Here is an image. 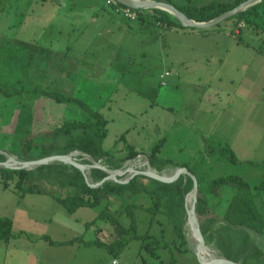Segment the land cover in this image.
Wrapping results in <instances>:
<instances>
[{"label": "rangeland", "instance_id": "rangeland-1", "mask_svg": "<svg viewBox=\"0 0 264 264\" xmlns=\"http://www.w3.org/2000/svg\"><path fill=\"white\" fill-rule=\"evenodd\" d=\"M31 1L34 10L28 13L26 11L31 3L25 7L26 0H0L1 154L20 157L18 154L21 144L28 136H33V143L36 145L46 143L51 141V137L45 136L44 131L59 126L66 120L85 119V111L76 104H55L43 93L55 90L85 102L104 115L108 123L102 148L114 159L125 156V148L146 154L157 146L158 159L167 160L171 166L186 167L193 172L212 212L220 218L227 210L235 190L230 186H222L218 195L207 194L208 183L217 177H241L253 190L261 187L259 193H253V199L257 211L264 217V58L257 55L260 47L264 50V32L261 29L245 24L242 29L243 42H239L234 33L237 25L243 21L237 24L235 19L225 20L219 25L221 28L216 34L210 28H188V34L178 37L174 44L167 35L166 43L171 42L170 51L167 50L168 57L165 58L159 48L149 44L144 47L149 46L150 51L154 50L155 53L144 57L139 52L142 45H137V54L132 58V63L112 64L103 74L96 69L102 68V61L96 66L98 56L95 58L92 51L98 47L93 46L87 55L89 61L72 72V80L64 81L60 78L54 81L49 74L55 71L46 69L50 65L48 62L42 65V70L32 71L26 68L28 57L31 56L25 49H21L19 42L27 35L32 36L39 31L37 25L66 24L68 26L65 28L61 27L65 33L73 22L47 12L39 14L42 10L35 6V0ZM171 1L176 5L187 3V0ZM189 1L191 4L204 6L209 3H231L234 0ZM37 10L41 11L38 13ZM255 11L261 15L256 17L252 12L251 18L264 27V2ZM26 13L31 15V19ZM37 14L43 19L35 23ZM25 18L28 20L24 21ZM140 23L135 22V30ZM75 25L79 26V23ZM230 25L235 27L232 33L224 29ZM148 28L156 36L159 35L160 28L155 24H150ZM90 29L97 30L94 26L89 27L81 40L82 44L88 41L87 36L93 34ZM45 31L48 36L56 33L48 28ZM201 33L207 36H200ZM68 40L66 37L55 39L52 50L65 54ZM122 46L125 47L124 44ZM199 48L203 51L207 49L208 53L203 54ZM72 58L73 53L70 52L63 58H56L53 65L68 68V62ZM32 59V66L39 69L41 63L35 57ZM180 59L184 62L180 63ZM121 66H126L124 82L114 79L122 77ZM70 67L73 68V65ZM166 71L170 73V77L167 86L161 87L159 75ZM42 81L44 83L40 85L39 82ZM217 89L218 96L213 101L202 97L203 91L213 93ZM4 91L10 95H6ZM216 94L217 92L214 96ZM223 147L231 150L236 158L235 163L222 155L223 151L220 149ZM146 162L147 157L139 156L130 160L127 167L144 170ZM81 163L86 164L83 161ZM131 172L128 170L126 176L120 179L129 178L128 174ZM1 184L0 216L4 214L5 199L8 197L15 201L16 196L6 194ZM150 186L151 184L148 187ZM130 203L142 206L141 209L133 208L136 232L144 235L146 228L149 230L148 227L151 226L149 234L154 239L148 237L147 245L149 248L155 247V250L159 248L161 255L158 259L163 264L171 261L175 264L198 263L192 254L179 252V244L175 243L176 236L166 216L162 213L153 216L147 210L151 206L149 198L139 195L132 198ZM124 206L117 211L122 225L131 222L132 207L125 208L128 210L125 211ZM103 209L104 206H99L93 211ZM77 213L82 212L77 210ZM207 227L212 229L210 225ZM128 235L129 233L126 236ZM219 236L222 237L221 232ZM259 239V248L264 252V230ZM153 240L157 243L153 242L152 246ZM217 243L225 252H229L221 239H217ZM136 244L137 242L135 248ZM204 245L213 246L209 241H204ZM232 252L234 250L230 248L229 254ZM145 257L158 264V259L151 258L146 253Z\"/></svg>", "mask_w": 264, "mask_h": 264}, {"label": "trees", "instance_id": "trees-1", "mask_svg": "<svg viewBox=\"0 0 264 264\" xmlns=\"http://www.w3.org/2000/svg\"><path fill=\"white\" fill-rule=\"evenodd\" d=\"M154 1L169 3L175 6L189 19L196 22H208L243 2V0H234L231 3H209L204 6H195L191 4L189 0L183 5H176L171 0ZM262 2H264V0L234 15L228 20L235 19L237 24L243 21L248 26L261 29V31L264 32V27L257 24L251 18L253 15L256 17L261 15L255 10ZM135 12L137 13V19L135 21L145 20L150 24H161L166 28L174 27L178 29H187L183 27L173 15L160 9H142L135 10ZM219 25L220 24L216 26ZM0 89L2 88L0 87ZM43 93L48 99L53 100L57 104H76L80 109L85 111L86 117L83 120H66L59 126L44 131L43 133L45 136L51 137V141L46 143L36 145L33 143V136H28V139L21 144V149L18 154L20 158L25 160H37L52 154H61L78 150L89 154L93 160L100 159L105 161L114 169L120 168L121 165L128 160H133L142 155L147 157V161L153 168L169 165L167 160H160L157 158V146L146 154L135 151L132 148H125V156L118 160L114 159L108 154V151L102 148L103 140L106 138L107 134L106 128L108 123L102 113L87 106L85 102L75 97H68L58 91L52 90ZM5 94L10 95L6 92ZM121 138H123V136ZM220 150L223 151L221 152L222 155L228 157L231 162H236L234 154L228 147H223ZM2 158L3 155H0V159ZM105 174L106 173L98 169H89V176L94 182L101 181ZM106 175L116 179L123 177V175ZM163 175L170 176L171 174L164 173ZM133 179L135 180L127 184L106 182L103 184L102 188L91 189L87 186L83 174L69 164L53 163L34 171L0 168V183H2L1 185L3 188L13 189L21 194H47L54 198L66 212L71 214L81 207L95 208L99 206L103 200L115 198L123 202V205H125L124 210L125 208L129 209L132 207L130 218L131 223H134L133 208L141 209L142 206L140 204L134 205L130 203L131 201L128 203V200L143 195L150 199L151 206L148 207L147 210L152 213L153 216L157 213H162L170 221L177 240L175 243L179 244V252L189 253L190 250L187 248L183 227L186 220V210L184 206L185 196L192 188L190 178L187 177L184 180L182 179L170 185L142 175H135ZM150 184L151 186L148 187ZM222 186H230L235 190V194L231 198L222 218L217 217L215 213L212 212L207 197L199 189L200 194L196 207V215L204 235L210 239L216 238V231L209 230L207 226L210 225L212 227L217 222H222L225 227L219 230L223 237V240H221L229 251L230 248L234 250V252L229 254V252H225L219 243H217L224 251L227 258L231 260L242 259L244 264H264V253L256 246L255 241H253V238L251 239L248 234V232H252L253 235L258 237L264 230V217L257 211L253 199V193H259L258 191L261 190V187H255L253 190L241 177L224 176L211 180L207 185L206 193L218 195L219 189ZM99 218L109 221L118 232L126 231V229H124L125 227L120 223L117 214H113L108 205L100 211ZM204 227L208 229L206 230ZM11 228V219L0 216V241H8L12 237ZM135 237L139 238L136 233ZM42 239L50 245H70L79 241V238H75L65 243H57L52 241L48 236H43ZM124 242L125 241L122 240V242H118L117 245L120 247ZM153 242L157 243V241H151L152 246L154 244ZM115 244L116 241L112 243V245ZM144 246H146V251L151 256H159L156 253L155 247L149 248L147 242Z\"/></svg>", "mask_w": 264, "mask_h": 264}, {"label": "crops", "instance_id": "crops-1", "mask_svg": "<svg viewBox=\"0 0 264 264\" xmlns=\"http://www.w3.org/2000/svg\"><path fill=\"white\" fill-rule=\"evenodd\" d=\"M34 2L35 6L42 10H37L38 13L41 11L39 14L47 12L54 17L62 16L66 21L73 22V24L69 26L68 32L65 33L61 27L65 28L68 26L66 24L56 25L54 23V25L40 27L37 25L36 27H38V29L40 28L39 31H36L32 36L27 35L19 42L21 49H25L27 54L31 56L28 57L29 62H26V68L32 71L42 70V65L48 62L50 65L47 66L46 69L55 71L49 74L54 81L60 78H63L64 81H67V79L72 80L74 78L72 72L75 70L77 71L79 66L82 68L83 65L87 64L89 61L87 55H89L91 47L93 46L98 47L94 48L92 51V55L95 58L98 56L95 60L96 66H98L100 60L102 61L100 63L102 68L97 67L96 69L102 71L103 74L112 64L116 63L122 65L123 63V65H127L132 63V58L137 54V45H142L139 52L140 55L144 57L148 54L155 53L154 50L152 52L150 51L149 46L144 47V45L149 44L159 48L166 58L169 54L167 50L170 51L169 45L171 44V42L167 44L165 41L167 35H169L171 41L173 40L174 44L177 42L178 37L188 34V31H186L188 28H166L161 24H157L156 26L160 28V31H158L159 35L156 36V34L152 33L153 31L148 28L150 23L145 20H137V22L141 23L137 25V29L135 30L136 21H126L119 15H116L112 8L106 5V0H35ZM29 3H31V5L26 12L31 13L34 10L32 9L33 3L31 0H26L25 7ZM178 5H183V3ZM29 16L31 19V15L27 14V17ZM36 18L37 19L34 20L35 23L38 22L39 19H43V17L41 15L38 16V14ZM27 20L28 19L25 18L24 21ZM75 23H79V26L75 25ZM93 26L96 27L97 30L90 29L93 34L87 36L88 41L82 44L81 40H83L85 32L89 27L92 28ZM220 26H215L210 29L216 34L219 32L217 30L221 28ZM233 26L234 25H230V27L226 26L224 29L232 33V30L235 28ZM47 28L52 29L53 33L56 32L55 35H50L51 37L48 36V33L45 31ZM242 29L238 35H235L239 39V42H243ZM110 36H112V38ZM200 36L207 35L201 33ZM62 37L69 39L66 48L67 52L65 54L70 52L73 53V58L68 62V68H57L53 65L56 58H63V56H65V54L60 51L52 50V42ZM115 38L116 40L114 41ZM164 41L165 43H163ZM98 42H100L102 46L98 45ZM123 44L125 47L122 46ZM77 46L78 48L76 49ZM199 50H202L203 54L208 53L207 49L203 51V49L199 48ZM257 52V55L264 58V50H262L261 47ZM176 55L175 53V56ZM32 57H35L36 60L41 63L39 69L35 68L34 65L32 66L30 62V60H33ZM179 62L183 63L184 60L180 59ZM70 65H73V68H71ZM124 69H126V66H123V68L121 66L122 77H116L114 79L124 82V78L126 77H123V73L125 72ZM49 80L53 82L50 78ZM43 83L44 81L39 82L40 85H43ZM215 91L217 94L214 96L216 93ZM215 91L213 93L212 91H203L202 97L208 101H213L216 96H218L219 89ZM4 190L7 192L6 194H16V196H14L15 201L7 197L3 204L4 214L1 216L11 219L12 237L8 241H0V264H113V261H116V264H154L148 257L144 258L145 253L151 258L154 257L146 251V246H144L148 237L154 239V237L149 234L151 226L148 227L149 230L146 228L144 235H140L135 232L137 225L128 222L123 225L126 231L118 232L109 221L99 218L100 211H93L96 210V207H81L77 209L81 210V214H78L77 210L71 214L66 212L54 198L47 194H21L11 189ZM131 199H129L128 202H130ZM10 201L12 203H10ZM106 205L109 206L113 214H117V211L123 207V202L119 199L111 198L110 200H103L99 206L105 207ZM10 210L13 211L11 212ZM214 225L211 230L216 231L217 237L211 240L219 247L217 239L220 238L223 240V237L219 236V230L225 226L222 222H217ZM128 233L129 235L126 236ZM135 233L139 238L135 237ZM248 234L251 239L253 238V241H255L256 246L259 248V236L256 237L252 232H248ZM43 236H48L52 241L57 243H65L75 238H79V241L70 245H50L42 239ZM122 240L125 242L119 247L117 243L122 242ZM115 241L116 244L112 245ZM135 242H137L136 248ZM209 243L212 242L209 241ZM261 251L263 252V250ZM159 252V248L157 247L156 253L160 256L161 254ZM222 252L224 253L223 250ZM189 253L192 254L191 252ZM158 257L154 258L158 259ZM194 258L196 257L194 256ZM158 264H163L160 258L158 259ZM169 264H173L172 261Z\"/></svg>", "mask_w": 264, "mask_h": 264}, {"label": "water", "instance_id": "water-1", "mask_svg": "<svg viewBox=\"0 0 264 264\" xmlns=\"http://www.w3.org/2000/svg\"><path fill=\"white\" fill-rule=\"evenodd\" d=\"M120 5H123L127 8L133 9V10H142V9H160L163 11L168 12L169 14L173 15L179 23L185 27V28H196V29H209L212 27H215L216 25L222 23L225 20H228L229 18L233 17L234 15L245 11L249 7L259 3L261 0H245L242 3H240L238 6L235 8L226 11L222 14H220L218 17L208 21V22H196L194 20L189 19L185 14H183L180 10H178L175 6L165 3V2H160V1H154V0H116ZM2 152L0 151V155H3V158L0 159V168H6V169H24V170H29V171H34L38 168H41L46 165H50L53 163H62V164H69L74 166L76 169H78L84 177V180L87 184V186L91 189H99L102 188L103 184L106 182H114L118 184H127L132 180H135L133 178H129L126 180L122 179H116L109 177L105 174L103 179L99 182H94L90 176H89V169H98L100 171L104 172V167H112L111 165L107 164L105 161L102 160H93L91 159V156L87 153L74 150L70 151L67 153H61V154H52L47 157L37 159V160H25L20 157H15L12 155H8L6 153L1 154ZM69 157L71 159H76L78 162L83 161L86 163L84 167H80V165L77 163L73 162H66L64 161L63 158ZM6 161H10L18 166L15 167H10L5 165ZM130 160L124 162L120 168H116L119 171H128L132 170L135 171L136 173L140 175H146L149 178H152L154 180L160 181L164 184L170 185L176 182L181 181L182 179L184 180L185 178H190L191 183H192V188L191 191L185 196V210H186V220L185 224L183 227L184 230V237L185 241L187 244V248L190 250V252L196 257L197 261L199 264H244L242 260H230L228 259L222 250L214 243L210 238L206 237L202 231V227L197 219L196 215V207L198 203V198H199V185H198V180L196 176L193 174L191 170H189L186 167H175V166H163V167H156L153 168L150 166L149 162H146V166L144 170L140 169H135L131 167L126 166L129 164ZM163 173H170L173 174L175 177V182H164L163 180L157 178V175H163ZM190 197V201H189ZM197 222L198 228H196V233H197V241L198 243L204 241H211L213 243V246L211 249L214 251L216 254L215 258L212 259L209 254L207 255L204 251V247H202L200 244L197 245L193 241V236H192V229H194V222Z\"/></svg>", "mask_w": 264, "mask_h": 264}, {"label": "bare ground", "instance_id": "bare-ground-1", "mask_svg": "<svg viewBox=\"0 0 264 264\" xmlns=\"http://www.w3.org/2000/svg\"><path fill=\"white\" fill-rule=\"evenodd\" d=\"M64 159V161H66V162H73V163H75V164H79L80 165V167L82 168V167H84V164H82L81 162H78L76 159H71V158H69V157H65V158H63ZM92 159V158H91ZM5 165H7V166H10V167H15V166H18V165H16V164H14V163H12V162H10V161H6L5 162ZM143 166V165H142ZM127 167V166H126ZM103 168H104V173H106V174H108V175H110V176H119V175H123V177L124 176H126V173L128 172V171H119V170H117V169H109L108 167L106 168V167H104L103 166ZM164 174V173H163ZM128 175H130V177L129 178H133L135 175H140V174H138V173H136L135 171L134 172H132V173H130V174H128ZM142 176H145V177H148V176H146V175H142ZM129 178H126V179H129ZM149 178V177H148ZM157 178H159V179H161V180H163L164 182H168V183H172L173 181H175L176 179H175V177L173 176V174H171L170 176H165V175H157ZM126 179H124V180H126ZM150 179H152V178H150ZM123 180V179H122ZM196 228H198L199 229V227H198V224H197V222L195 221L194 222V229H192V231H191V233H192V236H193V241L197 244V245H201L202 247H204V249H206L204 252L208 255L209 254V256H211L212 257V259H214L215 258V256H216V254L214 253V251L211 249V247H212V245H204V240H203V243L201 242H199L198 243V241H197V233H196ZM200 230V229H199Z\"/></svg>", "mask_w": 264, "mask_h": 264}, {"label": "built area", "instance_id": "built-area-1", "mask_svg": "<svg viewBox=\"0 0 264 264\" xmlns=\"http://www.w3.org/2000/svg\"><path fill=\"white\" fill-rule=\"evenodd\" d=\"M106 5L110 6L116 15H119L126 21H135L137 19V13L135 12V10L127 8L123 5H120L116 0H106ZM244 27H245L244 22L239 23L235 29L234 34L238 35L240 30ZM169 77H170V73L167 71L164 72L163 74H160L159 84L161 86H166L167 80L169 79ZM116 263H117L116 261H113V264H116Z\"/></svg>", "mask_w": 264, "mask_h": 264}]
</instances>
